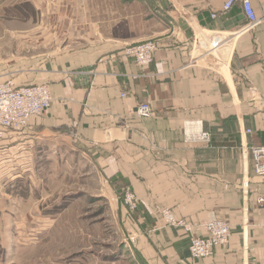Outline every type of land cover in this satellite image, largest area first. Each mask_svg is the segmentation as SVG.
Returning a JSON list of instances; mask_svg holds the SVG:
<instances>
[{"label": "crops", "instance_id": "obj_1", "mask_svg": "<svg viewBox=\"0 0 264 264\" xmlns=\"http://www.w3.org/2000/svg\"><path fill=\"white\" fill-rule=\"evenodd\" d=\"M227 1L113 0L117 8L103 15L85 5L76 47L49 61L38 81L51 93L49 111L3 140L6 154L14 148L19 155L28 143L38 152L63 142L84 156L115 203L132 188L136 209H115L128 239L113 264L123 257L131 264H264V176L249 152L264 146V0H249L257 19L249 27L241 0L224 11ZM197 28L238 35L206 52L191 42ZM149 38L157 43L150 64L124 55L125 45ZM143 102L149 117L135 113ZM194 121L208 141L184 139L185 123ZM12 140L18 144L8 147ZM160 208L193 223L198 235L203 222L225 220L227 243L191 258L189 234L165 226Z\"/></svg>", "mask_w": 264, "mask_h": 264}, {"label": "rangeland", "instance_id": "obj_2", "mask_svg": "<svg viewBox=\"0 0 264 264\" xmlns=\"http://www.w3.org/2000/svg\"><path fill=\"white\" fill-rule=\"evenodd\" d=\"M116 3L0 0V80L10 78L17 85L41 82L44 66L76 47L71 40L83 31L81 9L94 5L103 15L117 8ZM149 40L156 43L149 38L125 46ZM12 141L8 147L18 144ZM62 143L40 146L38 152L33 150L38 144L28 150V143L23 154L11 148L0 158V264H113L110 257H117V249L128 239L119 229L115 209L131 211L129 190L137 207L132 188L125 186L116 203L106 199L108 187L89 172L84 156L74 155ZM115 264H131V258Z\"/></svg>", "mask_w": 264, "mask_h": 264}, {"label": "built area", "instance_id": "obj_3", "mask_svg": "<svg viewBox=\"0 0 264 264\" xmlns=\"http://www.w3.org/2000/svg\"><path fill=\"white\" fill-rule=\"evenodd\" d=\"M235 0H228L222 6L224 11ZM243 7L247 10L248 27L257 22L253 10L249 6V0H241ZM215 13L212 17H215ZM238 35V31L224 34L222 32H210L204 28H197L191 38L195 46H199L206 52H212L223 45L233 42ZM157 44L153 41L143 42L133 46L123 47L125 56L130 57L138 64H149L152 61V54L156 50ZM51 104V93L45 84H23L17 85L13 79L0 80V153L7 156L3 147L4 139L9 132H20L29 124L33 117H40L49 111ZM136 115L138 117H149L151 109L147 103H140L136 106ZM182 136L186 141H208L209 137L202 128L201 121L187 122L182 131ZM249 152L253 160V168L256 175L264 176V146H251ZM127 189H129L127 187ZM127 200L134 210L133 195L130 190L127 192ZM126 194V195H127ZM124 196V195H123ZM135 200V199H134ZM259 203L264 204V197L259 198ZM129 205V206H130ZM158 212L163 218V223L167 226L180 228L184 234H189V255L193 259H203L211 256L218 249L224 246L229 237V224L223 219L208 220L202 223L203 234L193 233L194 224L183 218H177L171 210L161 208Z\"/></svg>", "mask_w": 264, "mask_h": 264}]
</instances>
